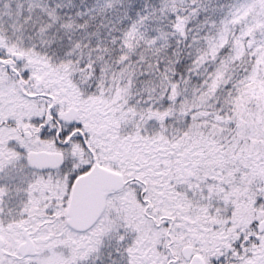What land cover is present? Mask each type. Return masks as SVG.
<instances>
[{
  "label": "snow or ice",
  "instance_id": "1",
  "mask_svg": "<svg viewBox=\"0 0 264 264\" xmlns=\"http://www.w3.org/2000/svg\"><path fill=\"white\" fill-rule=\"evenodd\" d=\"M0 264H264V0H0Z\"/></svg>",
  "mask_w": 264,
  "mask_h": 264
}]
</instances>
